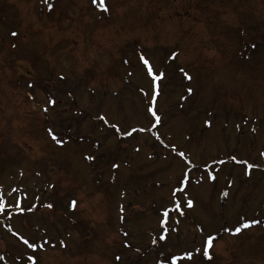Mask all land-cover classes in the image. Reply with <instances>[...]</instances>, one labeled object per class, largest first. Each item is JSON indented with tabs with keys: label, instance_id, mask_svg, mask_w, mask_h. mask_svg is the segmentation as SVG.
I'll return each instance as SVG.
<instances>
[{
	"label": "rangeland",
	"instance_id": "rangeland-1",
	"mask_svg": "<svg viewBox=\"0 0 264 264\" xmlns=\"http://www.w3.org/2000/svg\"><path fill=\"white\" fill-rule=\"evenodd\" d=\"M104 4L0 0V264H264V0Z\"/></svg>",
	"mask_w": 264,
	"mask_h": 264
},
{
	"label": "snow or ice",
	"instance_id": "snow-or-ice-1",
	"mask_svg": "<svg viewBox=\"0 0 264 264\" xmlns=\"http://www.w3.org/2000/svg\"><path fill=\"white\" fill-rule=\"evenodd\" d=\"M93 2H95V0H93ZM100 7L101 8H103L104 9V11H107L108 9H107V6L104 4V0H100ZM13 35H16V33H12ZM141 59L143 60V62H144V64L145 65H148V70H149V72L151 73L152 72V68H151V65L149 64V62H148V60L147 59H144L143 57H141ZM163 75V73H161L160 74V76H162ZM156 79H159L160 77H155ZM189 91H191V90H189ZM50 103H55V101L54 100H52V101H50ZM150 111H152V114L155 116L156 115V113H155V111L154 110H152V109H150ZM156 120H157V122L159 121V117L158 116H156ZM51 129H49V132L51 133ZM53 139H56V136H55V134L53 133ZM58 142H61V141H58ZM181 155H183L182 153H181ZM177 191H183V189L182 188H180V189H177ZM175 194V193H174ZM73 203V206L75 205V202H72ZM187 205L189 206V207H191L192 205H193V202L191 201V200H188L187 202ZM50 206V205H49ZM179 207H180V205H179V203H177L176 204V208L177 209H179ZM181 214H183V213H181ZM165 216H167V211L165 212ZM248 225H245V227H247ZM236 231L237 232H239L240 231V229L239 228H237L236 229ZM215 238L213 237V236H209V237H207V240H206V250H205V254L207 255V248H210L211 246H212V242H213V240H214ZM26 243H27V241H25ZM32 247H36V245L35 244H33V245H31ZM198 251V250H197ZM187 256H188V258H191V253H187L186 254ZM210 258V257H209Z\"/></svg>",
	"mask_w": 264,
	"mask_h": 264
}]
</instances>
